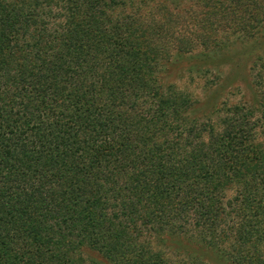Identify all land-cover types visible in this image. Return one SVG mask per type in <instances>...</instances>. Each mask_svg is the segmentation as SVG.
I'll return each mask as SVG.
<instances>
[{
	"label": "trees",
	"instance_id": "obj_1",
	"mask_svg": "<svg viewBox=\"0 0 264 264\" xmlns=\"http://www.w3.org/2000/svg\"><path fill=\"white\" fill-rule=\"evenodd\" d=\"M154 1L0 0V264H99L85 250L197 264L154 248L173 236L264 264L263 34L247 52L250 101L199 116L160 81L147 37L159 29L142 24ZM198 5L246 37L264 31V0ZM194 58L201 73L225 57Z\"/></svg>",
	"mask_w": 264,
	"mask_h": 264
},
{
	"label": "rangeland",
	"instance_id": "obj_2",
	"mask_svg": "<svg viewBox=\"0 0 264 264\" xmlns=\"http://www.w3.org/2000/svg\"><path fill=\"white\" fill-rule=\"evenodd\" d=\"M199 3L202 4L203 0H180L176 7L163 0H155L143 7L145 17L142 24L150 32L157 31V27L159 29L157 37L153 34L146 36L152 46L164 53L160 81L171 86L175 95H183L193 103L200 116L213 113L223 102L235 104L250 101L253 93L250 88L253 85L249 69L252 63L251 53L247 52L262 48L264 40L258 45V38L262 34L264 38V31L255 33L254 38L246 37L243 33L232 30L230 24L223 23L222 18H219L221 16L213 18L209 14L201 13ZM168 12H172L171 19L169 14L165 15ZM177 53H182V58L175 60ZM198 53H219L225 58L213 60L206 72L190 71L192 63L198 61L194 58ZM202 62L206 60L200 63ZM200 63H197V68ZM192 109L188 107L187 115L193 113ZM154 248L162 251L172 263L188 261L187 256L191 254L201 256L196 261L197 264H231L219 258L212 250L192 244L180 236L168 237L164 243H159ZM81 257L85 261L110 264L91 250L82 251Z\"/></svg>",
	"mask_w": 264,
	"mask_h": 264
}]
</instances>
